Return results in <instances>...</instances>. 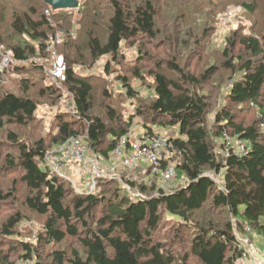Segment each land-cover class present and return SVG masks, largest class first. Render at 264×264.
Here are the masks:
<instances>
[{
	"label": "trees",
	"instance_id": "trees-1",
	"mask_svg": "<svg viewBox=\"0 0 264 264\" xmlns=\"http://www.w3.org/2000/svg\"><path fill=\"white\" fill-rule=\"evenodd\" d=\"M79 1L84 15L76 34H70L68 9L53 10L48 17L44 0H0V44L17 59L45 56L51 34L67 35L58 51L65 57V87L73 94L76 108L75 113L57 114V131L49 142L42 136L27 141L12 126L26 128L36 121L39 98L56 102L64 99L65 92L35 63L20 68L18 78L0 83V132L6 135L0 138V174L20 171L7 192L0 184V206L16 199L21 182L27 191L24 207L46 217L40 241L60 244L75 239L81 245L71 255L53 251L50 264H236L244 255L237 235L242 225L264 235V34L235 31L222 49L224 61L197 74L191 70L193 54L205 50L218 16L233 0ZM240 4L252 13L259 6L255 0H240ZM123 44L136 46L139 62H153L147 72L153 79L152 99L141 98L129 76H118L124 95L138 100L128 118L112 103L114 94L108 90L96 108L91 76L77 71L93 67L106 55L120 62ZM111 67L107 63L106 72ZM222 68L231 72L230 83L225 84L227 103L214 113L210 124L215 88L225 82ZM143 70L136 64L133 76L144 80ZM34 75L46 82L38 93H32ZM14 84L18 88L10 89ZM246 104L256 107L261 116L252 122L240 119L235 109ZM136 117L142 119L145 136H157L156 127L175 133H170L169 141L173 156L161 168L174 162L176 177L185 183L165 189L159 183L161 175L147 171L141 183L129 181L141 196L107 178L98 182L100 191L83 193L46 165L50 149L80 136L91 152L109 159L133 129ZM227 135L243 144L245 152L235 144L226 145L223 154L217 152L216 139L224 147ZM24 218L21 210L7 216L0 224V238L15 236ZM165 223L173 228L166 230ZM20 246L22 259L38 255L31 244ZM11 250L16 252L18 246L0 247V264H16Z\"/></svg>",
	"mask_w": 264,
	"mask_h": 264
},
{
	"label": "rangeland",
	"instance_id": "rangeland-1",
	"mask_svg": "<svg viewBox=\"0 0 264 264\" xmlns=\"http://www.w3.org/2000/svg\"><path fill=\"white\" fill-rule=\"evenodd\" d=\"M94 1V0H93ZM97 1V0H96ZM108 0H98V2L105 4ZM259 3V6L255 9V12H249L245 10L240 4V0H233L229 2V6L223 10L218 16L217 26L211 33L208 38L203 52H195L192 57L191 70L197 74H200L211 64H221L224 61L222 49L226 46V39L234 34L235 31H238L243 34L257 33L259 35L264 34V0H255ZM68 13L71 14V21L73 24V29H71L70 34H76V30L79 28V22L82 20L84 11L81 9V6L75 9H68ZM166 10V8H165ZM163 18H166V13L162 14ZM67 36V35H66ZM66 39V37H65ZM65 41V40H64ZM122 55L123 58L120 59V62L113 60L112 55H106L101 57L93 67H78L77 71L80 74L91 76V80L94 86L95 94V106L96 108L101 107V103L105 101V90L113 93L112 103L119 108V111L124 114L125 118H128L130 114L135 113L137 99L127 98L125 90L120 85L118 80L119 75H126L130 77L131 84L133 87L139 91V96L141 98L152 99L155 94L153 92L152 82L153 79L150 77L147 72L149 69L153 68V62H139L140 53L137 51L136 46L128 47L126 44L122 45ZM172 53V52H169ZM187 53V52H186ZM159 57L171 59L165 53L154 52ZM187 54H191L188 52ZM111 64V72H106L105 68L107 63ZM142 65L143 71L147 73V76L144 80H139L133 76L134 67ZM231 75V72L227 69L222 68L220 71V76H223L225 79L224 85L221 88H215L216 95L212 99V112L209 114L208 119L211 124L214 120V113L221 108L222 105L227 103L225 98L226 88L230 82L228 77ZM216 78L213 79V81ZM42 80V82H40ZM47 81V80H46ZM45 79L40 76L34 75V89L32 93L40 90L42 84L44 85ZM225 86V87H224ZM211 86L208 85L207 88ZM18 86L16 84L12 85L10 89L16 90ZM207 90V89H206ZM217 91L219 94L217 96ZM66 92L64 99L58 100L56 102L47 101V98H39V106L36 112V121L22 128L20 126H12L19 136L27 141H33L35 138L42 136L50 141V138L56 133V116L61 111L68 110L69 101L66 98ZM56 100V99H55ZM54 100V101H55ZM236 113L239 118L245 120L246 122H252L258 116H261L259 110L249 104L242 105V107H237ZM264 118V115H262ZM138 127L139 133L144 130L142 125V119L136 117L134 120V126ZM10 129V128H9ZM157 135L164 133H171L172 129H161L156 127L155 130ZM134 136V133H133ZM6 135L4 132H0V138L5 139ZM135 137V136H134ZM231 137V136H229ZM232 144L237 145L238 142L235 138H231ZM221 139H216V151L223 154L225 151L226 144L222 145ZM226 143V142H225ZM10 149V147L8 146ZM4 149V151L8 150ZM55 148V147H54ZM53 148V149H54ZM50 149L49 151H52ZM12 153H15V148L10 149ZM48 151V152H49ZM126 153V152H125ZM3 159H0V164H3ZM109 161L102 170L105 177L98 179L97 184L102 179H112L118 183L122 188H126L132 195L138 194L137 189L132 188L129 185V181H135L136 183H141L144 174L146 175L147 167H145L146 162L138 163L134 168H127L125 166H118L115 169L117 163H120V160ZM2 162V163H1ZM121 164V163H120ZM97 169V164L93 162L91 153L89 152L86 157L81 162L70 163L67 167V175L70 178L65 179L73 186L84 190L87 187L88 181L91 178V175L95 173ZM20 176V171L17 170H6L0 174V184L3 187L4 191L7 192L10 190L14 184V180L18 179ZM217 181L221 180V175L215 176ZM159 183L161 187L163 186L162 179L160 178ZM180 183H185V179L182 177H176L172 182L168 184L169 189H173L175 186H178ZM16 199H9L6 203H1L0 206V224L4 219L16 211L21 210L25 218L17 227V234L13 237H2L0 238V247L6 248L18 246V250L14 252L11 250L12 260L16 264L20 261L25 262L26 264H36L38 260H41L44 264H50L52 260V252L55 250H65L71 255L74 249L81 250V245L75 239H68L60 244H48L46 242H41L39 234L43 232L44 224L46 221L45 216H41L35 212H31L24 207L23 200L27 193L26 188L21 182L18 183ZM75 188V187H74ZM76 189V188H75ZM102 187L96 188V192L100 191ZM168 189V188H167ZM99 214V213H98ZM165 229L169 230L172 225L169 223L164 224ZM164 229V230H165ZM238 238L241 242L242 248L244 249V255L240 257L236 264H264V235L257 234L252 228L246 224L242 225V230L237 231ZM22 243H29L34 247V251L38 250V255H34L32 259H22L21 248ZM254 248L257 249V254L254 253ZM193 264V263H192Z\"/></svg>",
	"mask_w": 264,
	"mask_h": 264
},
{
	"label": "built area",
	"instance_id": "built-area-1",
	"mask_svg": "<svg viewBox=\"0 0 264 264\" xmlns=\"http://www.w3.org/2000/svg\"><path fill=\"white\" fill-rule=\"evenodd\" d=\"M53 8L49 6L45 13L48 17L52 16ZM66 34L63 31H57L55 34H51L46 42L45 56H35L27 60H19L15 57L14 52L7 49L3 44H0V83L7 84L12 79L19 77V69L28 67L30 64H37L41 66L47 74L50 81L56 86L62 88L66 92V98L69 101L68 110L72 113L76 112L73 94L65 87L67 64L65 57L58 51V48L64 43ZM134 128L129 134L124 136L113 154L109 159H105L102 155L93 153L90 151L89 146L85 139L80 137H74L63 144L55 147L52 151L46 153L45 162L52 174H56L64 179H69L67 175L66 167L70 163L81 162L84 157L90 152L93 162L97 164V169L91 175L88 181L87 187L83 193L95 192L97 188V180L105 177L102 170L111 160H120L115 167L125 166L127 168H134L140 162H146L147 171L150 175L160 174L163 182V188L167 189L168 184L172 182L176 176V166L174 162L169 161L164 165L162 169V162L171 158L173 152L170 148V134L164 133L153 137L143 136L142 139L135 138L133 136ZM226 145L232 144L231 137L225 136ZM238 150L245 152L243 144H237ZM126 152V153H125ZM112 161V162H113ZM146 171V172H147ZM76 188L77 191L82 192V189ZM141 196V193L133 194ZM254 253L257 249L254 248ZM17 264H26L25 262H18Z\"/></svg>",
	"mask_w": 264,
	"mask_h": 264
},
{
	"label": "water",
	"instance_id": "water-1",
	"mask_svg": "<svg viewBox=\"0 0 264 264\" xmlns=\"http://www.w3.org/2000/svg\"><path fill=\"white\" fill-rule=\"evenodd\" d=\"M54 10L75 9L80 6L79 0H44Z\"/></svg>",
	"mask_w": 264,
	"mask_h": 264
},
{
	"label": "crops",
	"instance_id": "crops-1",
	"mask_svg": "<svg viewBox=\"0 0 264 264\" xmlns=\"http://www.w3.org/2000/svg\"><path fill=\"white\" fill-rule=\"evenodd\" d=\"M138 127H136V125H135V128H134V136H135V138L142 139L143 136H145V130H143L142 132L139 133V130H138L139 128ZM145 167H147V164L145 165ZM145 176L146 175L144 174V176H142V177L144 178Z\"/></svg>",
	"mask_w": 264,
	"mask_h": 264
}]
</instances>
